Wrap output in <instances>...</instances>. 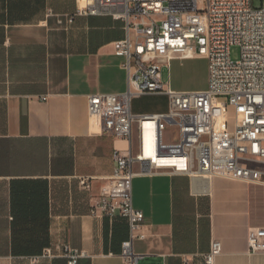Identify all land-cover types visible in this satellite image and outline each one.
I'll list each match as a JSON object with an SVG mask.
<instances>
[{
  "label": "crops",
  "instance_id": "obj_1",
  "mask_svg": "<svg viewBox=\"0 0 264 264\" xmlns=\"http://www.w3.org/2000/svg\"><path fill=\"white\" fill-rule=\"evenodd\" d=\"M80 3L0 0V264H68L66 244L87 253L76 264H130L129 220L94 210L113 149L126 142L99 133L88 110L90 94L127 88L114 46L125 22L84 15L69 24ZM135 100L133 112L168 110L141 111ZM82 176L92 177L91 190ZM133 203L146 233L134 239L135 264H208L212 239L222 242L214 264H264L248 245L249 228L264 226V183L138 175Z\"/></svg>",
  "mask_w": 264,
  "mask_h": 264
},
{
  "label": "built area",
  "instance_id": "obj_2",
  "mask_svg": "<svg viewBox=\"0 0 264 264\" xmlns=\"http://www.w3.org/2000/svg\"><path fill=\"white\" fill-rule=\"evenodd\" d=\"M84 15L125 22V36L114 46L124 58L127 88L90 94L88 110L99 133L126 142L113 149V170L94 210L129 220L122 254L135 264L134 239L146 236L145 214L133 203L136 176L169 172L264 183V6L253 7V0H81L68 23ZM233 45L241 49L237 60ZM196 55L208 59V87L172 89L164 66ZM160 93L168 95L167 111L133 113L135 96ZM80 183L91 190L92 177ZM248 245L264 252V226L249 228ZM221 252V240L212 239L206 262L214 264ZM62 254L76 264L87 253L66 244Z\"/></svg>",
  "mask_w": 264,
  "mask_h": 264
},
{
  "label": "rangeland",
  "instance_id": "obj_3",
  "mask_svg": "<svg viewBox=\"0 0 264 264\" xmlns=\"http://www.w3.org/2000/svg\"><path fill=\"white\" fill-rule=\"evenodd\" d=\"M264 6V0H253V7ZM241 49L239 45L231 47V57L234 60L240 58ZM163 79L174 89L200 90L206 89L209 82L208 59L201 55L170 60V66L163 68ZM135 108L141 111L156 110L169 107L167 95H140L135 96ZM133 101V99H132ZM168 109V108H167ZM137 113V112H133ZM146 113V112H142ZM150 113V112H149Z\"/></svg>",
  "mask_w": 264,
  "mask_h": 264
}]
</instances>
